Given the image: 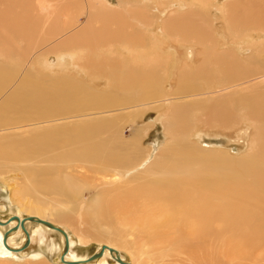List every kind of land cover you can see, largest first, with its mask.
I'll return each instance as SVG.
<instances>
[{
    "label": "bare ground",
    "instance_id": "1",
    "mask_svg": "<svg viewBox=\"0 0 264 264\" xmlns=\"http://www.w3.org/2000/svg\"><path fill=\"white\" fill-rule=\"evenodd\" d=\"M175 1L164 4L175 6ZM147 2L143 1L150 5L151 0ZM60 3L65 0H0V44L6 52H0V169H20L26 177L28 184L16 187L11 200L30 214L26 218L0 214V264L22 257L27 264H46L45 256L33 248L42 231L57 230L26 221L30 217L65 231L67 237L59 233L64 247L68 241V251L64 262L62 253L54 263L123 264L118 256L124 264H135L121 248L142 239L146 247L164 249L165 261L264 264V9L257 10L254 2H246L244 8L236 3L229 11L223 8L230 34L216 47L227 49L206 50L203 61L194 65L189 62L194 51L189 43H202L204 36L203 30L188 28L194 24L179 22L169 32L164 25L163 30L158 27L154 38L162 45L167 34L168 44L152 42L148 48L145 33L155 29L145 19L148 15L140 12L135 19L136 12H126L125 6L118 11L107 3L99 9L97 3L85 2L89 26L81 32L76 29L70 42L47 52L27 66L28 71L24 68L20 77L23 60L32 53L28 47L35 45L30 39L37 41V29L55 15ZM129 20L139 28L131 27L127 33ZM65 24V29L50 25L54 29L47 28V34L42 30L37 44H48L75 27ZM98 24L101 32L94 29ZM109 26L115 28L109 31ZM100 35L110 41L105 48L98 43ZM89 36L95 37L93 42L79 46ZM249 37L253 42L246 44ZM181 43L186 45L185 59L178 54ZM159 50L172 56L165 59ZM245 51L250 52L248 58H242ZM53 52L55 57L49 55ZM182 59L186 62L176 88L167 93L166 77L177 71ZM101 82L106 88L99 87ZM218 88H224L227 97H213ZM149 109L162 111L169 138L156 162L144 149L143 130H135L130 138L124 135V123L138 126ZM233 110L255 134L247 153L235 157L227 150H206L200 140L198 144L193 140L201 136L204 124L235 128ZM86 192H94L89 201ZM36 194L53 196L54 204L66 212H57L52 201ZM47 213L63 220L77 215L90 230H97L96 239L110 240L94 253L102 251V256L79 258L69 230L45 218ZM28 224L37 226L29 230ZM16 238L24 243L17 245ZM79 244L86 251L92 247L85 237H79ZM33 259L36 262H30Z\"/></svg>",
    "mask_w": 264,
    "mask_h": 264
},
{
    "label": "rangeland",
    "instance_id": "2",
    "mask_svg": "<svg viewBox=\"0 0 264 264\" xmlns=\"http://www.w3.org/2000/svg\"><path fill=\"white\" fill-rule=\"evenodd\" d=\"M143 1L144 0H65V3L57 4V6L55 7V15L53 14L51 16L53 18L50 17L48 20L44 21L42 24L43 26H40L41 30L37 29L39 31V34L37 33L38 37L35 36L36 34L34 35L35 32H38L37 30L33 33L32 36H34L35 38L37 37V41H38L39 37H43L42 35L45 33L47 34V28H48V32L51 31L52 29H54V28L51 29L50 25L54 26L55 28L58 27V29H59L62 27L64 28V25H66L65 23H67L68 25L69 24L74 25V23H75V25H74L75 27H72L70 29L71 31L67 30L66 32H64V34L57 36L56 39L55 38L53 39V41H48L49 42L48 44L42 45L41 47L39 46V44H37L38 42L34 38L33 39L36 42H33V39H30L32 41V43H35V45L36 44L37 45L35 48L34 44H31V45L29 44L30 48L28 47V50L32 53H30V54L28 53L27 55H29L30 57H28V58L26 57L25 61L23 60L24 65L22 66L23 69L19 73V76L22 77L24 68L26 69V70H24V72L28 71L32 67V65L35 64L47 52H52L56 48L60 47L61 45H64L65 43L70 42L73 39V37L76 36V34L79 32L77 30H80V32H81L82 30L86 29L89 26V24H90L89 14H88L89 11L86 9V6H85L86 3L85 2L97 3L99 9H102L104 6V3H107V5L110 7L111 10H118V11L124 8V7H120V6H125V7H127L125 9L126 12L127 11L136 12V14L132 15V18H135V19L138 18L140 12L148 15L145 19L147 20L148 23H150V25L152 27L154 26V28H155L152 32H150V34L145 33L146 39H147L146 46L148 48H150V47L152 48V46H153L151 44L152 42H155L159 45V43L154 38V33L158 32V30H159L158 27L159 28L161 27V29H162V27L164 25L165 27H167V32H169V30L173 29L176 26V23H179V22H182L184 24H187V23L194 24L195 25L194 27H188V28L192 29L191 31H193V30H203L204 31V36L202 37V39L200 38L202 43H197L198 40H195L196 42L194 41V42H192V44L189 43L190 46H193V50H194L192 58L189 59L192 61H189V62L191 64H194V65H198L203 61V58H205V56H206L203 54V52L205 53L206 50L208 53V52L213 51V50L219 51V52H224L227 49L226 46H219L218 48L216 47V44H219L220 42H222V40H224V38L227 37L228 34H230L229 29L226 25V18H225L226 17L225 13L227 10L229 11L231 8L236 6V3L241 4V8H244L243 6H245L246 2H248L247 3L248 5H252L255 3L253 5V7L255 6V8L257 10H259V9L262 10V8L264 9V0H251V1L250 0H242V1L241 0H176L174 3L175 6H173L172 4H170V5L166 4V3L164 4V0H151L150 5L144 4ZM147 1L149 2V0H147ZM198 1H200V3H203V4H201L200 6H199V4L196 5ZM250 2H251V4H250ZM77 3H78V5H77ZM62 4H63V7H62ZM101 4H102V6H101ZM193 4H195L194 7H193ZM256 4H259V7ZM248 5H247V8H248ZM223 8H225L226 11H223ZM56 12L60 13L61 15L60 14L57 15ZM76 15L78 18L76 17ZM226 15H227V13H226ZM76 19H77V21H75ZM141 19H143V18H141ZM52 20H54V22ZM128 23H129V25H127V26L125 25L126 28H125L124 32L126 31L128 33V29H131V27H133L135 29L139 28V27H137L138 24H136L135 21L129 20ZM98 25L97 26L94 25L95 31H99L101 29V25H99V26ZM128 26H130V28ZM42 27H44V28L42 29ZM113 28H115V27L109 26V31H112ZM42 30H44V32H42ZM164 31L166 32V30H164ZM41 32L43 34H41ZM67 32H68V34H67ZM100 32H101V30H100ZM186 32L191 33L188 31H186ZM250 35L251 36L257 35L258 37L261 36L260 34H256V35L250 34ZM94 36H92V37L89 36L90 38H87V41H89V43H87L86 40H83L82 44H80L79 46L87 47L88 46L87 44H90V42L91 43L93 42V40L95 38ZM98 37L101 38V39H99L98 43H101L104 46L103 48H105L108 45V43H110V41L107 38H105L104 36H103V38L101 37V35ZM254 38H257V37H254ZM40 39H42V38H40ZM251 39H252V41H251ZM57 40L59 42H57ZM54 41L57 43H55ZM249 41L253 42V37L247 38L246 44ZM258 41H260V40L258 39ZM167 42H168V37L166 34V37L162 36V38H161L162 45H159V46H164V45L166 46L168 44ZM96 43H97V41H96ZM182 43L188 44L185 42H182ZM182 43L178 45L177 50L179 52L178 54L181 55V58L183 57L185 59V57H187V55H185L186 54V51H185L186 45L183 46ZM208 43H210V44H208ZM101 44H100V48L102 46ZM46 45L47 46L49 45V46L45 47ZM23 46H25V45L23 44ZM31 47L32 48L34 47V48L31 49ZM37 48L39 50H37ZM1 49H3V50H1ZM4 49H5V47H3L2 44H0V52L2 51L3 53H6L4 51ZM33 50H35L36 52H33ZM162 50H159V53L163 54V56H166L165 59L170 58L171 53L169 51L163 52ZM228 52H230V50H228ZM159 53L156 55L161 56ZM54 54H56V53L53 52L49 55L51 57H55ZM152 54H154V52ZM244 54L245 55H243L242 58H248V56L250 55V52L245 51ZM202 56H204V57H202ZM177 57L178 56L176 55L175 58H177ZM9 58H10V56H9ZM152 58H154V57H152ZM213 58H215V57H213ZM0 59H2V58H0ZM184 59H182L183 61L181 60L182 63L179 66V68L177 69V71H175V70L172 71L173 74L171 76L166 77L167 81H169V85L166 86L167 93L168 92L171 93V92H173V90H175L176 85H177L176 80L178 81V77H179L178 73H180V71L182 69H184V66H185L186 61ZM26 61L29 62V64ZM33 61H35V62H33ZM1 62H3V61H1ZM5 66H4L5 69L9 68V65H8V67L7 66L5 67ZM27 66L30 68H28ZM18 80H19V78H18ZM18 80L12 86L9 87L8 92L11 91L10 89H13L16 86V84L18 83ZM99 87L101 89L106 88L105 82H101ZM222 89H224V88H218L214 92V94H211V95H213V97H215V98H224L226 96L227 92H225L226 94L224 93L225 94L224 95ZM219 93H221V94H219ZM180 102L183 103V101H180ZM161 114H162V111L149 109L147 111H144L141 118L138 119V126L137 125H133V126L130 125L131 121H127L126 123H124L126 125L125 130H124V135L127 138H130L131 134H133V132L135 130H141V131L143 130V139H142L143 145H144L145 150L150 151V156H151L150 161L151 162L152 161L153 162L158 161L157 158H159L161 150L166 147V144L169 141V138L167 136V128L165 125L166 124V120H165L166 118H161ZM232 114L234 115V120H236V122H237L233 125L235 128H233V129L232 128L215 129V128H210L209 126L204 124L202 126L201 136L200 137H194L193 140L196 143L198 140H200V141H198L199 145H201L202 147H204V145H205L206 150H210V149L211 150L220 149V150H224V151L227 150L226 152H229L231 155H234L235 157H238V156L240 157V156L244 155L245 153L248 152L247 150L249 148L250 143L253 142V138H254L255 134H254L252 128H249V126H247L246 124L241 123L242 119L239 117L238 111L233 110ZM143 127L145 129L148 127L149 129H147L145 131V129H143ZM25 184H28V180L26 179V177H24L22 175L20 169H15L14 171H8L5 169L4 170L0 169V214L4 213L3 214L4 217L7 216L9 213L12 215H16V214L20 215L21 214L20 216L22 218H26V217L30 216L29 213H26V211L21 209V207H18L19 204H17V203L14 204V203H12V200H11V199H13V195H15V188L20 187L21 185H25ZM6 193H7V195H6ZM4 194H5V197H3ZM93 194H94V192H86L85 200L86 201L91 200ZM35 196H37V198H40L42 200L45 199V200H47V202L52 201V202H50L53 205L51 207L52 208L55 207V209L58 210L57 212H62V213L66 212L65 208L64 209L62 208L63 210L61 211L58 208V206H56L54 204L55 200H54L53 196L45 197L44 195H37V194ZM20 210H21V212H20ZM76 216L72 215L73 219H71V220H63V219H57L53 215H51L50 213H47L45 215V218H47L49 220L51 219L52 221L54 220V223H56V225L58 223V225H61L62 227L69 230L68 231L69 234L74 238L75 254L77 256L79 254L78 257L81 259H87V258L91 257L97 251L96 249H97L98 245H101L102 243H107L110 240L96 239L93 235L95 232H97V230H90L88 225L85 223L83 224L82 221H80L79 219L76 218ZM36 226H37L36 224H28L27 228L29 230H33V229H35ZM73 235H75V236H73ZM62 237L63 236L57 231H55V232L48 231V233H44L42 231L40 236H39V239L35 243L37 245L34 246L33 251H36L38 253L41 252L47 260V261H45L46 264H61V263H54V262L56 261V259L60 258L62 253H63L62 249H64V242H63ZM79 237H85L88 244L91 242L92 247H89L88 251H86L85 249H82L83 246H80ZM130 241H132V238H129V242ZM16 243H17V245H22L24 243V241L23 240L21 241V238H16ZM76 243H77V245H76ZM134 243H135V246H132V245H134ZM143 243L144 242L142 241V239H138L136 242H133V244L131 246L127 245L126 248H121L119 246L120 244H118V247L121 248L122 255H124L125 258L129 259L131 262H134L135 264H180V263L172 262L169 259L166 260V261H169L168 263H166V261L163 260V259H166V257L165 258L163 257V256H165V251L163 252L164 249L162 250V248L157 247V248H155L156 249L155 250L153 247L144 246ZM158 248H160L161 250ZM163 253H164V255H162ZM27 254L30 255L31 254L30 251H27ZM22 258H19V259L18 258H11L9 260L10 263H8V264H27L26 260L24 259L25 257L23 259ZM35 260L36 259L30 260V262H32V263L36 262ZM58 262H60V261H58ZM28 264H30V263H28Z\"/></svg>",
    "mask_w": 264,
    "mask_h": 264
},
{
    "label": "water",
    "instance_id": "3",
    "mask_svg": "<svg viewBox=\"0 0 264 264\" xmlns=\"http://www.w3.org/2000/svg\"><path fill=\"white\" fill-rule=\"evenodd\" d=\"M13 219L18 221L19 218H18V217H13ZM27 220H28V221H33V222L42 223L43 225H45V226H47V227H49V228H51V229H55V230H57L58 232H60L63 236L67 237V236H66V233H65L64 230H62V229L56 227V226L53 225L52 223H49V222H47V221H40L39 219H37V218H35V217H30V218L26 219V221H27ZM24 222H25V220L23 221V225H24ZM7 238H8V233H6V234H5V237H4V243H5V245H6ZM26 245H27V243H26ZM68 248H69V243H68V241H67L66 244H65V247H64V251H63V258H62V261H63V262H64V255H65L66 252L68 251ZM110 251H111V253H114V250L110 249ZM101 256H102V251H101L100 253H96V254H94V255L91 257L90 260H94V259L100 258ZM117 260H118L119 263H123V264H124V262H123V261L121 260V258H119L118 256H117ZM71 264H76V263H71Z\"/></svg>",
    "mask_w": 264,
    "mask_h": 264
}]
</instances>
